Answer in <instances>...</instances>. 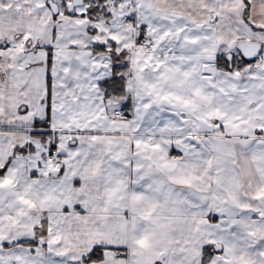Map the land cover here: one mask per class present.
Instances as JSON below:
<instances>
[{"label":"snow or ice","instance_id":"6c2138e0","mask_svg":"<svg viewBox=\"0 0 264 264\" xmlns=\"http://www.w3.org/2000/svg\"><path fill=\"white\" fill-rule=\"evenodd\" d=\"M0 264H264V0H0Z\"/></svg>","mask_w":264,"mask_h":264}]
</instances>
